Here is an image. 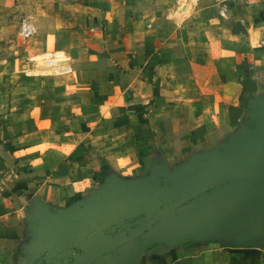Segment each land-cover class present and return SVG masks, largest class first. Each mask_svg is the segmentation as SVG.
I'll return each mask as SVG.
<instances>
[{
	"label": "crops",
	"instance_id": "1",
	"mask_svg": "<svg viewBox=\"0 0 264 264\" xmlns=\"http://www.w3.org/2000/svg\"><path fill=\"white\" fill-rule=\"evenodd\" d=\"M262 103L264 0H0V264H35L113 187L206 165ZM166 234L95 264H264V232Z\"/></svg>",
	"mask_w": 264,
	"mask_h": 264
},
{
	"label": "water",
	"instance_id": "2",
	"mask_svg": "<svg viewBox=\"0 0 264 264\" xmlns=\"http://www.w3.org/2000/svg\"><path fill=\"white\" fill-rule=\"evenodd\" d=\"M58 219L65 226L35 264H95L160 227L171 241L238 230L248 243H259L264 232V103L256 110L253 129L206 165L175 182L164 178L113 187Z\"/></svg>",
	"mask_w": 264,
	"mask_h": 264
},
{
	"label": "built area",
	"instance_id": "3",
	"mask_svg": "<svg viewBox=\"0 0 264 264\" xmlns=\"http://www.w3.org/2000/svg\"><path fill=\"white\" fill-rule=\"evenodd\" d=\"M236 1H239V0H215L216 4L221 8H224L225 5L235 3ZM221 14L223 16L225 15L223 12H221ZM33 32H34V28L31 24H29L26 21L22 22L21 28H20V35L22 37L29 38L33 34ZM262 257L264 260V250L262 252Z\"/></svg>",
	"mask_w": 264,
	"mask_h": 264
},
{
	"label": "rangeland",
	"instance_id": "4",
	"mask_svg": "<svg viewBox=\"0 0 264 264\" xmlns=\"http://www.w3.org/2000/svg\"><path fill=\"white\" fill-rule=\"evenodd\" d=\"M21 24H22V22L20 23V28H21Z\"/></svg>",
	"mask_w": 264,
	"mask_h": 264
}]
</instances>
